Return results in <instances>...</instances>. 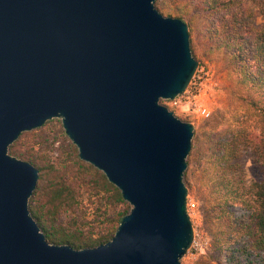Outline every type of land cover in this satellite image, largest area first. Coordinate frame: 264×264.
Returning a JSON list of instances; mask_svg holds the SVG:
<instances>
[{
  "label": "water",
  "instance_id": "obj_1",
  "mask_svg": "<svg viewBox=\"0 0 264 264\" xmlns=\"http://www.w3.org/2000/svg\"><path fill=\"white\" fill-rule=\"evenodd\" d=\"M153 2L0 0V264H180L193 126L159 99L197 61L187 23ZM51 118L130 206L103 243H49L29 213L37 168L7 148Z\"/></svg>",
  "mask_w": 264,
  "mask_h": 264
},
{
  "label": "trees",
  "instance_id": "obj_2",
  "mask_svg": "<svg viewBox=\"0 0 264 264\" xmlns=\"http://www.w3.org/2000/svg\"><path fill=\"white\" fill-rule=\"evenodd\" d=\"M250 1L247 4L242 0H174L173 12L167 14L185 21L188 34L190 21L185 20L188 10L192 8L206 14L207 25L197 40L206 46V50H218L223 58L234 63L231 68L233 78L244 89L240 95L246 99L256 119L257 133L239 125L230 128L226 137L206 135L199 142V151L206 154L204 162L208 171L203 168L198 183L207 189L210 197L215 195L211 201L214 211L211 235L215 250L224 254L223 261L215 264H241L240 255L246 261L244 264H255L250 256L264 258V180L245 181L236 161L242 151L264 153V25L255 24L253 12L256 7L264 16V0ZM192 46L193 41L189 38L190 52ZM21 134L8 145L7 152L37 168L38 177L28 198V210L45 239L49 243H67L73 248L95 246L108 240L121 216L127 212L113 210L111 206L124 202L119 191L102 173L82 162L99 183L57 174L50 179L44 177L45 173L56 169L52 164L35 165L36 158H30L31 153L21 147ZM90 195L95 198L94 209L103 216L102 233L96 237H83L78 226L66 227L52 222L61 210L78 206L84 196ZM233 205L243 211L242 216L231 215L228 207Z\"/></svg>",
  "mask_w": 264,
  "mask_h": 264
},
{
  "label": "rangeland",
  "instance_id": "obj_3",
  "mask_svg": "<svg viewBox=\"0 0 264 264\" xmlns=\"http://www.w3.org/2000/svg\"><path fill=\"white\" fill-rule=\"evenodd\" d=\"M242 1L247 4L251 2L250 0ZM153 5L163 16H168V12H173L175 2L174 0H154ZM253 12L255 24L264 25L263 14L256 7ZM187 14L185 20L190 21L188 36L193 41L191 55L199 61L186 87L187 95H190V103H184L185 98H182L177 105L165 99H159V103L171 110L176 117L185 119L193 126L190 149L185 158L186 166L182 175L183 184L187 188L186 200L194 204L187 210L193 240L179 262L180 264H215L223 261L224 254L215 250L214 238L211 235L214 225L211 201L215 195L210 197L207 189L200 187L198 183L203 168L205 167L208 171L204 162L206 154L203 150L199 151V142L203 141L206 135L226 137L230 128L239 125L252 129L253 134L258 130L256 119L251 114L246 99L240 95L244 89L237 85L233 78L231 68L234 63L223 58L218 50H206V46L197 40L207 25L206 14L192 8ZM194 104L205 106L209 116L204 118L195 113L192 110ZM20 137H22L21 147L31 153L30 158H36L35 165L52 164L56 169L45 173L44 177L50 179L57 174L68 179L82 178L88 183L93 181L99 183L98 178L89 173L90 169H86L80 163L88 164L78 158L76 147L64 134L58 118L46 120L41 126L22 132ZM236 161L240 170L239 174L245 181L264 180V153L258 155L249 150L242 151ZM95 204L94 196H84L78 206L61 210L52 222L66 227L78 226L83 237H96L98 233L104 231V228L101 221L103 216L94 209ZM111 206L116 211H128L130 207L125 201ZM228 210L233 217H240L243 214V211L235 205L228 207ZM238 258L241 264L246 262L243 255ZM249 258H252L255 264H264L262 257L250 256Z\"/></svg>",
  "mask_w": 264,
  "mask_h": 264
},
{
  "label": "built area",
  "instance_id": "obj_4",
  "mask_svg": "<svg viewBox=\"0 0 264 264\" xmlns=\"http://www.w3.org/2000/svg\"><path fill=\"white\" fill-rule=\"evenodd\" d=\"M193 76V75H192ZM187 87V86H186ZM188 94V90L185 88V90L181 93V94H179V95H177V96H175L172 100H171V102L175 105H177V104H179V102H180V100L182 99V98H185L186 99V101H184V103H190V95H187ZM195 113H198L199 115H201L202 117H204V118H206V117H208L209 116V111L206 109V107L205 106H203V105H201V104H194V108L192 109ZM194 206V204H193V202H189V201H187L186 200V210H189V209H191L192 207ZM192 240H193V238H192ZM192 242V241H191Z\"/></svg>",
  "mask_w": 264,
  "mask_h": 264
}]
</instances>
